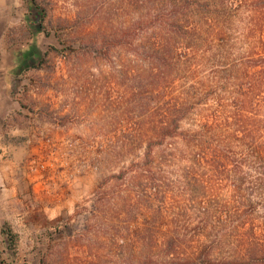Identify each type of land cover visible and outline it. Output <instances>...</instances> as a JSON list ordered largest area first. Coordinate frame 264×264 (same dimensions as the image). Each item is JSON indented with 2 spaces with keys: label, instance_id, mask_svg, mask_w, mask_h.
<instances>
[{
  "label": "rangeland",
  "instance_id": "374dc122",
  "mask_svg": "<svg viewBox=\"0 0 264 264\" xmlns=\"http://www.w3.org/2000/svg\"><path fill=\"white\" fill-rule=\"evenodd\" d=\"M204 1L184 17L175 0L32 1L38 58L0 92L26 184L0 203L1 264H207L204 248L264 244V0ZM209 9L225 36L205 53L186 40Z\"/></svg>",
  "mask_w": 264,
  "mask_h": 264
},
{
  "label": "crops",
  "instance_id": "0c3cea01",
  "mask_svg": "<svg viewBox=\"0 0 264 264\" xmlns=\"http://www.w3.org/2000/svg\"><path fill=\"white\" fill-rule=\"evenodd\" d=\"M32 0H0V92L9 91L19 76L38 58L30 45L36 31ZM30 11H32L30 13ZM22 31V33H21ZM0 93V203L14 202L25 191V178L19 169L20 150L3 139L2 115L6 103ZM10 196V197H8ZM24 197V195L19 194ZM4 208V205L3 207ZM4 217V216H3Z\"/></svg>",
  "mask_w": 264,
  "mask_h": 264
},
{
  "label": "trees",
  "instance_id": "16d2710c",
  "mask_svg": "<svg viewBox=\"0 0 264 264\" xmlns=\"http://www.w3.org/2000/svg\"><path fill=\"white\" fill-rule=\"evenodd\" d=\"M32 1L33 3L35 2V0H32ZM200 3H202V0H175V4H177L178 7L177 9L173 11V14L178 15L179 17H184L186 12L188 11V8L193 7V10L199 9ZM223 3L225 5V1H223ZM203 5H206L207 8L208 7L209 8L211 7L213 9L215 8L211 4H209L207 1L206 2L204 1ZM200 6H202V4ZM39 13L35 12L34 15L38 18V16H40ZM215 13L218 14V9L214 11L212 9H209L207 12V16H206V18L209 21V24L207 25L209 26L208 29H206L202 33H198V29L195 28L193 32L195 33L196 36L194 35V39L192 40V42L190 41V43H188V40H186V44H188L190 48L195 47L197 49L198 47L202 45L201 47H203L202 49L206 53L213 49V47L210 46L211 45L210 39H214V41H217L218 44L223 41L224 36H225V28H212L209 30L210 26H213V22L217 19V17L214 15ZM37 22L38 20H36L35 23ZM174 29L179 30V33L183 37L184 35H187L190 30V29H187L186 27H183L182 25H179V26L176 25ZM102 47H104V45ZM107 48H109L108 51H107ZM107 48H106V52L108 53L111 47L109 46ZM215 48L219 51H222V46L220 45L216 46ZM157 66L159 67L160 65L158 64ZM262 67L264 68V64L262 65ZM163 79L166 80L167 76H163ZM169 113L172 114V111H169ZM180 119H181V116H176L174 118H171V120L166 122L165 124L162 122V126H161L162 128L159 129V133L157 134L158 136L157 139L159 141L158 142L159 144H163L164 142H166L167 139L176 135V132L180 125ZM152 151H153L152 146L149 143L147 146L145 155L149 157ZM233 167H234V164H233ZM235 171H237L236 168H235ZM261 188L263 190L259 192V194L261 196H264V186H262ZM173 250L175 251V254L171 252L170 250L165 252V258L169 259L171 262H174L176 257L178 256V252L175 249ZM209 253L210 252L208 251V249L204 248L197 254V256L200 258L204 257V260L206 261L207 264H264V244H259V240L255 242V236L249 239V244L237 249V251H235L234 254H232L231 256H226L223 258H219V257L210 258L208 257Z\"/></svg>",
  "mask_w": 264,
  "mask_h": 264
}]
</instances>
